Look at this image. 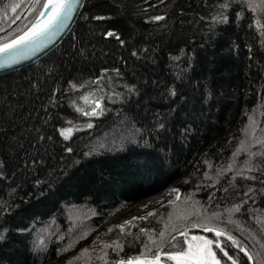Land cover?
<instances>
[{
    "label": "trees",
    "instance_id": "obj_1",
    "mask_svg": "<svg viewBox=\"0 0 264 264\" xmlns=\"http://www.w3.org/2000/svg\"><path fill=\"white\" fill-rule=\"evenodd\" d=\"M45 3L0 0V46ZM262 25V0H87L55 52L0 77V264H127L185 247L187 231L264 264ZM170 187L176 203L102 239Z\"/></svg>",
    "mask_w": 264,
    "mask_h": 264
},
{
    "label": "snow or ice",
    "instance_id": "obj_2",
    "mask_svg": "<svg viewBox=\"0 0 264 264\" xmlns=\"http://www.w3.org/2000/svg\"><path fill=\"white\" fill-rule=\"evenodd\" d=\"M36 2L38 3L39 0H36ZM262 2H264V0H262ZM78 3L79 0H46V3L43 5V7L44 11H48L49 9L52 10V15L50 18L42 25H34L33 29L29 33L19 37L11 44H5L4 46L0 47V52H7L10 49L17 48L20 45H24L29 42H34L36 39L48 35L54 28L60 25L64 19H67L71 15L73 6ZM17 7H19V5H15L13 7V11H15V8ZM222 7H227V4L222 5ZM39 15L43 16L44 12H41ZM157 19H160V17H157ZM224 19H226V17H224ZM262 27H264V25H262ZM108 35L112 36L114 33L109 32ZM4 66V63H0V67ZM88 114L89 113H85V115ZM88 127H92V125L89 124ZM72 131V128L63 129L61 130V135L64 136L65 139H69ZM236 210H239V206H237ZM204 231L214 232L216 237H224L226 241H230L233 246L244 252L249 260L253 259L249 251L244 246H242L235 237L228 234L224 230L205 227ZM184 235L187 236L186 233H184ZM186 243V250L169 254L168 259L174 260L176 264H221L220 260L216 257V252L213 251V245L215 244V247L222 251L223 254L232 261V264H237V261L229 256L226 251H224L221 241L219 240L208 239L203 236H193L190 241L186 240ZM118 264H125V261H119ZM127 264H159V256L154 257L152 261L136 258L135 261H127Z\"/></svg>",
    "mask_w": 264,
    "mask_h": 264
},
{
    "label": "water",
    "instance_id": "obj_3",
    "mask_svg": "<svg viewBox=\"0 0 264 264\" xmlns=\"http://www.w3.org/2000/svg\"><path fill=\"white\" fill-rule=\"evenodd\" d=\"M86 3L87 0H79V3L73 6L71 15L67 19H64L48 35L42 36L34 42L10 49L7 52H0V63L5 64L4 67H0V77L28 68L55 52L72 34L82 16ZM41 12H44L43 16L39 15L25 32L6 44H11L19 37L29 33L34 25H42L52 15V10L44 11V7Z\"/></svg>",
    "mask_w": 264,
    "mask_h": 264
},
{
    "label": "rangeland",
    "instance_id": "obj_4",
    "mask_svg": "<svg viewBox=\"0 0 264 264\" xmlns=\"http://www.w3.org/2000/svg\"><path fill=\"white\" fill-rule=\"evenodd\" d=\"M180 191L175 187H170L165 191H162L156 195H153L151 197L142 199L138 201L137 203H134L133 205L128 206L123 212L116 215L113 219H111L108 223L105 224V226L99 231L102 235L103 240L110 239L112 237H115L116 235L120 233H127L128 231H131L133 228H136L138 226V223L141 221H145L149 218H152L157 214V211L160 207L166 206V205H172L176 203L180 197ZM151 214V215H150ZM137 216L136 218H131V216ZM187 236L183 234L185 237V243L186 240L190 241L193 236H203L200 234L192 233V232H185ZM204 237V236H203ZM97 237L92 238V243L95 242ZM187 243L185 247H183L181 244L177 245L172 252H168L166 254L158 253L157 256H159V264H176L174 260H169L168 255L174 254L176 252L186 250ZM214 251V250H213ZM136 258H140L141 260H147L152 261L153 258H145V257H133L132 261H135ZM49 264H54L53 262ZM107 264V263H104Z\"/></svg>",
    "mask_w": 264,
    "mask_h": 264
},
{
    "label": "bare ground",
    "instance_id": "obj_5",
    "mask_svg": "<svg viewBox=\"0 0 264 264\" xmlns=\"http://www.w3.org/2000/svg\"><path fill=\"white\" fill-rule=\"evenodd\" d=\"M136 217H137V216H135V215L131 216V218H133V219L136 218Z\"/></svg>",
    "mask_w": 264,
    "mask_h": 264
}]
</instances>
